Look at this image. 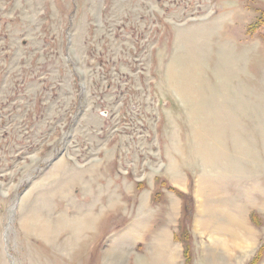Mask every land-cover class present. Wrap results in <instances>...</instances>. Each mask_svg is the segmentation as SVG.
Segmentation results:
<instances>
[{
  "label": "rangeland",
  "instance_id": "rangeland-1",
  "mask_svg": "<svg viewBox=\"0 0 264 264\" xmlns=\"http://www.w3.org/2000/svg\"><path fill=\"white\" fill-rule=\"evenodd\" d=\"M263 12L264 0H0V264H185L166 246L175 190L192 200L189 264L197 205L228 238L201 241L195 264L252 262L264 247ZM64 218L81 226L72 242ZM251 227L254 253L231 258L229 235L242 246Z\"/></svg>",
  "mask_w": 264,
  "mask_h": 264
},
{
  "label": "crops",
  "instance_id": "crops-1",
  "mask_svg": "<svg viewBox=\"0 0 264 264\" xmlns=\"http://www.w3.org/2000/svg\"><path fill=\"white\" fill-rule=\"evenodd\" d=\"M185 187H186V185L185 184H183ZM183 186V187H184ZM184 190H185V188H184ZM193 196L195 197V191L193 192ZM199 199V198H198ZM200 204V203H199ZM177 206H178V211H180L181 212V203L180 202H178L177 203ZM198 210V211H197ZM201 206H198L197 205V208H195V211H194V213H195V218H194V221L195 222H193V226H192V229H195L196 231H197V236H198V238H199V241H198V244H197V249H196V247H195V258L193 257V264H195L196 263V261L197 260H201V241H204V239H211V235H213V236H215L216 237V242H218V241H220V244L221 243H227V238L228 237H224L223 236V239L218 235V233L216 234V232H214L213 233V231H216L217 229H216V226L214 227V229H213V231H212V234H210V232L211 231H209L206 227H203L202 226V223H201V220H199V214H201ZM177 224H178V222H179V219H180V215L178 214V212H177ZM232 221V220H231ZM249 222V221H248ZM247 222V224H245V226L247 227H249V226H251V223H248ZM230 224H234L233 222H231V223H229V225ZM212 227V226H211ZM237 228V227H236ZM234 230V229H233ZM207 231L209 232V234L207 233ZM169 233V232H168ZM246 233H248V238L250 239L249 240V243L247 242V241H245L244 242V244L243 243H241V245L242 246H238L239 244H240V241L239 240H241V237H238V233L236 232V229H235V231H234V233H232V235L230 236L229 235V237H231V238H233L234 239V241H235V246H233L231 249H230V257L231 258H233V257H237V255L239 256L241 253H243V249H245V248H247V250H246V252L248 251V249L250 250L251 249V251H250V256L254 253V249H255V247H254V243L252 242V237H251V234L253 233V230H252V227L250 228V230H247L246 231ZM151 235H149V236H151V238H150V240H151V242H154L155 241V239H156V241H157V239L159 238V237H156L155 238V235H157L158 233L156 232V233H150ZM174 234H175V232H174ZM251 237V238H250ZM173 235H171V238H168V244L166 245L167 247H169V248H171V245L173 246V245H177V247H178V250H179V259L182 257V247H181V245L179 244V243H176L175 241H173ZM238 241H239V243H238ZM226 245V244H225ZM173 248V251L175 252V248L174 247H172ZM194 251V250H193ZM245 252V251H244ZM219 253V252H218ZM219 254H221L220 256L222 257L221 258V261H219L218 263H223V262H226L227 261V259H226V255H224V254H226V253H219ZM205 255L207 256V253H205ZM215 259H217V254H215V253H212L211 254ZM255 256H256V254H255ZM242 257V256H241ZM264 254H263V256H262V258H261V260H264ZM254 259V258H253ZM253 261V260H252ZM241 262H243L242 264H245L246 263V260L245 259H243V260H241ZM251 263V262H250ZM249 263V264H250ZM239 264V263H238Z\"/></svg>",
  "mask_w": 264,
  "mask_h": 264
},
{
  "label": "trees",
  "instance_id": "trees-1",
  "mask_svg": "<svg viewBox=\"0 0 264 264\" xmlns=\"http://www.w3.org/2000/svg\"><path fill=\"white\" fill-rule=\"evenodd\" d=\"M261 22L264 23V14ZM178 195L182 200L183 210H182V220L180 224V229L178 234L175 236V240L182 244L184 262L185 264H189L191 261V246H190V238L187 231L186 221L188 219L190 221L192 217V205H191L192 200L191 199L189 200L184 194L179 193ZM263 254H264V247H261L250 264L259 263L261 261Z\"/></svg>",
  "mask_w": 264,
  "mask_h": 264
},
{
  "label": "bare ground",
  "instance_id": "bare-ground-1",
  "mask_svg": "<svg viewBox=\"0 0 264 264\" xmlns=\"http://www.w3.org/2000/svg\"><path fill=\"white\" fill-rule=\"evenodd\" d=\"M179 76H181V75H179ZM174 77H175V73L172 72V73L170 74V76H169L170 83H172V82L175 81V80H174ZM172 85L177 86V85L174 84V83H173ZM175 88H178V89H179V86H178V87H175ZM179 90H180V92H181L182 97L185 98V97H184V96H185L184 91L181 90V89H179ZM198 152H200L199 149H198ZM207 160H208V159H207ZM37 222H38V220H34V223H35V224H37ZM60 226H61L62 228H61ZM57 227H58V229L61 228L60 231H62L63 229H65V232L67 231V233H69V235L71 236V242L73 241V237L75 236V231L78 232L77 229H80V228H81V226L78 227V225L76 224V222H74L72 219H68V218L61 219L60 222L57 223ZM82 227H83V226H82ZM38 228H39V229H37L36 232H37L38 234H40L41 237H43V238H47V240L51 238V236H52V230H51V228H47V229H46V227H44V226H40V227H38ZM35 229H36V228H35ZM82 232H83V231H82ZM60 233H61V232H60ZM80 233H81V232H80ZM61 235H62V234H61ZM66 235H67V234H66ZM214 239H215V238H214ZM68 241H69V239H68ZM71 242H70V243H71ZM70 243H69V244H70ZM109 256L111 257L112 255H109ZM220 257H221V256H220ZM111 260H114L113 257H112ZM116 262H119V259H117Z\"/></svg>",
  "mask_w": 264,
  "mask_h": 264
}]
</instances>
